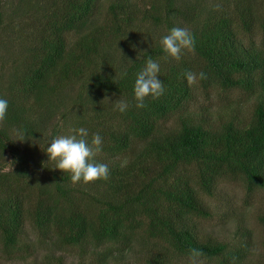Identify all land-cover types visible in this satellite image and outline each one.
I'll return each mask as SVG.
<instances>
[{
  "label": "trees",
  "instance_id": "trees-1",
  "mask_svg": "<svg viewBox=\"0 0 264 264\" xmlns=\"http://www.w3.org/2000/svg\"><path fill=\"white\" fill-rule=\"evenodd\" d=\"M140 1L43 0L48 17L42 38L24 66L21 82L14 78L11 83L19 92L16 96L20 103L26 95L27 99L29 95L35 97L32 88L48 84V71L60 67L77 75L79 95L85 92L91 97L98 90L110 92L123 96L128 108L123 113L107 114V118L118 117L122 121L121 129L98 131L103 145L95 160L109 168L108 180L95 181L103 185V190L93 193L86 184L71 185L69 173H55L49 192L44 195L41 188L35 197L30 221L38 230L49 229L61 244L88 247L108 241L127 242L135 229L161 239L167 248L180 254L199 249L206 256L217 255L225 246L198 234L196 219L208 211L190 183L180 179L178 184L175 181L162 186V180L175 173L179 163L203 160L206 172L200 175V184L207 190L228 163V168L243 174L249 185L264 187V13L258 17L248 2L238 0L230 12L211 7L200 21L201 12L191 11L187 2ZM102 5L103 22L95 24L94 16ZM175 18L183 19L194 37L195 54L203 60L196 73L206 74V79L199 80L204 86L214 81L222 87L236 86L255 95L253 115L246 126L217 121L211 127L202 123L203 118L194 122L185 114L179 115L177 128H160L159 120L189 100L191 90L185 73L193 70L185 61L160 69L158 78L163 82L164 94L157 99L148 97L145 107H136V76L149 56L156 60L166 55L160 41L176 27ZM143 22L148 31H143ZM162 24L166 33L159 36L160 41L154 46L138 43V35L149 34L146 32L150 27ZM254 25L261 32L258 41L244 38ZM70 31L77 32L78 38L67 43L66 33ZM120 41L123 46H137V51L142 52L120 65L113 55V47ZM94 60L95 69H89ZM84 71L87 74L83 76ZM6 100L4 122L24 132L25 139L37 135L33 124L26 120L24 106L11 96ZM55 135L53 132L52 137ZM8 139L5 130L0 129V151L9 150L14 157L13 170L0 176V181H5L4 186L0 184V235L5 245H13L24 219L21 180L26 170L23 154L11 145V140L7 143ZM134 140L145 145L139 153L129 149ZM120 154L123 159L114 162L112 157ZM11 183L17 185L16 189ZM52 221L59 224L51 228ZM150 257L147 264H171L162 258V253ZM236 257L238 253L229 252L226 258Z\"/></svg>",
  "mask_w": 264,
  "mask_h": 264
},
{
  "label": "rangeland",
  "instance_id": "rangeland-1",
  "mask_svg": "<svg viewBox=\"0 0 264 264\" xmlns=\"http://www.w3.org/2000/svg\"><path fill=\"white\" fill-rule=\"evenodd\" d=\"M183 1L188 3L187 6L191 11L201 12L198 16V20L201 21L211 7L215 8V5L220 4L221 10L230 12L232 5L238 0H202L197 3L195 0H179L178 3ZM241 1L248 2L256 16L259 17L264 13V0ZM43 4V0H0L2 14L0 97L7 99L11 96L18 105L22 104L27 115L26 120L30 121L38 131L37 135L23 142L16 141L18 138L16 127L8 126L5 122L0 123V129L8 134L7 143L11 140V145L17 147L23 154L26 170V176L21 180L24 186L21 194L22 200L24 199V219L18 228L15 244L5 245L0 235V264H147L150 256L159 253H162V258L171 264H189V253L180 254L172 251L161 239L140 233L135 229L132 230L133 233L127 242L108 241L99 245L81 247L61 244L49 229L38 230L30 221L32 203L41 192V188L45 195L52 187L55 173L56 175L68 173L56 169L55 161H48L45 151L50 146L48 143L55 137L76 135L75 130L80 128L88 131L86 139L89 142L93 134L98 133L100 129L103 131L105 128L121 129L122 121L118 117L117 120L107 118V114H119L116 108L118 101L127 103L123 96L100 90L96 94H91L92 98L85 92L79 95L81 86L77 75L71 73L73 72L71 70L65 72V69L60 67L48 71L50 73L48 84L42 83L39 87L32 88L35 97L29 95L30 98L27 99L26 95L25 100L20 103L21 99L16 96L19 92L15 86L11 87V83L14 78L15 82H21L24 66L31 60L32 50L42 38L41 34L48 17ZM103 7L104 5L94 16L95 24L103 22ZM173 22L176 27L187 29L183 19L175 18ZM143 23H141L143 31H148L147 24ZM251 28L250 33H246L244 38L249 36L258 41L260 30L255 28V25ZM146 33L149 34L137 36L140 37L138 43L144 47H152L155 42L160 41L159 36L166 33V28L162 24L150 27L149 32ZM65 38L67 43L73 42L78 38V34L70 31L66 33ZM121 41L113 47L114 59L120 65L126 64L129 59L142 52V50L137 51V46L133 48L132 45L123 46ZM154 61L159 64L160 69L186 62L194 73L203 64V60L199 59L195 52L188 51H184L179 61L171 59L167 54ZM94 64L95 60L89 69H95ZM86 74L87 72L84 71L82 75ZM189 87L191 92L186 105L174 109L157 122L162 130L177 128L179 115L185 114H189L194 122H200L203 118L202 123L211 127L217 121H229L236 127H244L250 122L256 98L246 89L236 86L222 87L214 81L204 86L199 80L197 84ZM53 132H56L54 137H52ZM77 138L79 139V136ZM144 146L143 142L134 140L129 149L134 150L133 153H139ZM112 158L117 162V158L123 159V156L120 154ZM13 162L14 157L9 150L0 151V176L13 170ZM229 166H231L229 163L224 164L223 173L212 180L207 190L200 184V175L206 172L203 160L179 163L175 173L162 180V186L171 185L175 181L178 184L180 179L187 180L208 211L207 215L196 219L198 234L200 237L222 243L225 247L217 255H203L200 258L202 264H231L233 259L226 258L229 252L239 254V257L235 258V264H264V187L249 185L243 174L232 172ZM68 180L74 185L71 182V174ZM3 183L4 180L0 181L4 186ZM15 185V183L10 184L16 189ZM75 185L82 186L85 183L81 181ZM86 186L93 193H98L99 189L103 190V185L97 182L88 183ZM163 201L161 199L160 203L163 204ZM57 224L59 223L52 221L49 226L53 228Z\"/></svg>",
  "mask_w": 264,
  "mask_h": 264
},
{
  "label": "clouds",
  "instance_id": "clouds-1",
  "mask_svg": "<svg viewBox=\"0 0 264 264\" xmlns=\"http://www.w3.org/2000/svg\"><path fill=\"white\" fill-rule=\"evenodd\" d=\"M221 5H215L216 10L221 9ZM164 52L173 60L179 61L184 51L195 52V40L192 34L185 28L173 27L170 32L160 41ZM160 71L159 64L151 56L146 60L145 67L138 72L134 83V98L136 107H145V100L148 97L157 99L164 94L165 88L163 82L158 78ZM186 81L189 86L197 84L198 80L206 79L204 72L194 73L188 71L185 73ZM116 108L123 113L127 110L126 102L118 101ZM8 110V101L0 98V123H3ZM76 135L59 136L53 138L46 148L48 161L56 162V169L61 172L71 174V182L75 185L81 181L88 184L96 180H108L109 168L107 164L98 163L95 157L102 151V137L99 133L93 134L91 141L88 139V131L80 128ZM25 133L17 131V140L23 142ZM79 136V139L77 138ZM203 252L199 249H190L189 264H202L201 257ZM231 264H235V259Z\"/></svg>",
  "mask_w": 264,
  "mask_h": 264
}]
</instances>
